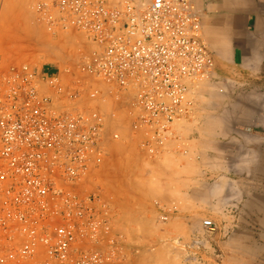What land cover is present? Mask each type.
I'll list each match as a JSON object with an SVG mask.
<instances>
[{
    "label": "built area",
    "instance_id": "1",
    "mask_svg": "<svg viewBox=\"0 0 264 264\" xmlns=\"http://www.w3.org/2000/svg\"><path fill=\"white\" fill-rule=\"evenodd\" d=\"M32 8L51 34L80 32L93 45L75 66L80 74L132 94V126L150 158L191 112L193 86L215 76L193 0H39ZM89 97L99 100L100 90ZM82 98L80 84L60 70L12 63L0 80V264L117 257L110 204L85 194L83 184L105 162L109 136L120 135H109L98 109L79 107ZM202 225L225 231L211 219Z\"/></svg>",
    "mask_w": 264,
    "mask_h": 264
},
{
    "label": "rangeland",
    "instance_id": "2",
    "mask_svg": "<svg viewBox=\"0 0 264 264\" xmlns=\"http://www.w3.org/2000/svg\"><path fill=\"white\" fill-rule=\"evenodd\" d=\"M36 1L0 0V80L12 63L60 70L70 85L80 84L79 107L98 109L109 135H120L109 136L105 162L83 184L85 194L107 200L113 213L118 251L109 264H205L221 255L216 239L228 240L237 226H264V110L261 121L257 114L248 124L238 105L255 98L264 106V61L239 69L233 54H215L214 78L193 86L191 112L175 123L168 147L150 158L132 126V94L80 74L75 66L93 45L80 32H48L32 8ZM212 1L193 0L199 12L202 2ZM92 88L100 90L99 100L90 99ZM218 181L223 190H216ZM164 210L174 211L166 221ZM206 218L230 234H210Z\"/></svg>",
    "mask_w": 264,
    "mask_h": 264
},
{
    "label": "crops",
    "instance_id": "3",
    "mask_svg": "<svg viewBox=\"0 0 264 264\" xmlns=\"http://www.w3.org/2000/svg\"><path fill=\"white\" fill-rule=\"evenodd\" d=\"M201 5L203 32L214 53H231L239 69H256L264 61V0ZM215 245L221 255L208 257L205 264H264V226H237L228 240L216 239Z\"/></svg>",
    "mask_w": 264,
    "mask_h": 264
},
{
    "label": "bare ground",
    "instance_id": "4",
    "mask_svg": "<svg viewBox=\"0 0 264 264\" xmlns=\"http://www.w3.org/2000/svg\"><path fill=\"white\" fill-rule=\"evenodd\" d=\"M90 50V49H89ZM88 50V51H89ZM257 55V54H256ZM254 56H255V53H254V55H253V58H254ZM80 57V56H79ZM257 56H255V58H256ZM243 98V97H242ZM246 99L248 98V97H245ZM254 98V97H253ZM250 99H251V97H250ZM255 99V98H254ZM254 99H251V100H254ZM240 100V99H239ZM249 101V100H245L244 102H242L241 100L240 101H238V105H239V107H240V109L243 111V113H244V115H246V119H248V124H249V122H250V120H249V117L250 116H252L251 118H254L257 114H258V112H262L263 110H264V106H259V104L258 103H256V102H254V101ZM263 102H264V100H263ZM263 105V104H262ZM234 108H235V106H234ZM239 110V109H238ZM240 111V110H239ZM241 111V112H242ZM264 112V111H263ZM258 116H260V113L258 114ZM263 116V115H262ZM262 116H260V120L258 119V121H261V119H262ZM231 117V116H230ZM233 117V116H232ZM231 117V118H232ZM250 118V119H251ZM258 118V117H257ZM257 118L255 119L256 120V122L258 123V121H257ZM263 118H264V116H263ZM236 120H237V117L235 118ZM234 119V120H235ZM230 120V119H229ZM233 120V121H234ZM240 120H241V118H240ZM253 120V119H252ZM251 120V121H252ZM243 121V120H242ZM235 122V121H234ZM238 122V121H237ZM263 122V121H262ZM233 123V122H232ZM242 123V122H241ZM259 123H261V122H259ZM247 124V123H246ZM229 125V124H228ZM230 125H232L231 123H230ZM264 125V124H263ZM233 128V127H232ZM236 131V130H235ZM239 132V130L237 131V133ZM240 133V132H239ZM241 134H242V132H241ZM244 134V133H243ZM242 134V135H243ZM250 135V134H249ZM248 136V135H247ZM252 137H253V135H251ZM251 136H250V138H251ZM244 138V137H243ZM249 138V137H248ZM250 138L248 139V140H250ZM264 139V138H263ZM254 140V139H253ZM256 140V139H255ZM206 147V146H205ZM211 148V147H210ZM209 149V148H208ZM247 151V150H246ZM236 152H238V151H236ZM232 153H234V152H232ZM253 153H256V152H253ZM246 155V154H245ZM256 155V154H255ZM204 156V155H203ZM231 156V155H230ZM237 156V155H236ZM232 157V156H231ZM239 157V156H238ZM244 157V156H243ZM233 158H234V156H233ZM245 158V157H244ZM251 158V157H250ZM208 159V158H207ZM247 159V158H246ZM211 160V159H210ZM209 160V161H210ZM242 160V159H241ZM205 161H206V159H205ZM204 161V162H205ZM208 161V160H207ZM206 161V162H207ZM238 161V160H237ZM236 161V162H237ZM250 162V161H249ZM180 163V162H179ZM255 163V162H254ZM204 164V163H203ZM224 164V163H223ZM103 165V164H102ZM194 165V163L192 164V166ZM207 165V164H206ZM208 165H210V164H208ZM230 165V164H229ZM234 165H235V163H234ZM211 166V165H210ZM233 166V165H232ZM194 167V166H193ZM195 167H196V165H195ZM194 167V168H195ZM214 168V167H213ZM228 168V167H227ZM224 169V168H223ZM223 169H221V170H223ZM94 171V170H93ZM202 172V171H201ZM226 172H228V171H226ZM255 172V171H254ZM92 173V172H91ZM257 174V173H256ZM90 176V175H89ZM88 176V177H89ZM218 178V177H217ZM218 179H220V178H218ZM217 179V180H218ZM224 180H226L225 179V177L223 178ZM220 180H222V179H220ZM86 182V181H85ZM215 182V181H214ZM220 182V183H219ZM222 182H224V181H222ZM218 185L216 186V190L217 191H219V190H221L220 188H222V190H223V187H221V185L223 186V183L221 184V181H218ZM230 183V182H229ZM202 184H203V182H202ZM207 184H209V183H205V186H203V187H207V189L209 188H213V184H211V185H209V186H207ZM215 184V183H214ZM204 185V184H203ZM215 186H214V188H215ZM211 188V189H212ZM206 189V190H207ZM229 189V188H228ZM212 190H210V192H211ZM237 191V190H236ZM213 192V191H212ZM221 192V191H220ZM264 192V191H263ZM234 193V192H233ZM217 194H218V192H217ZM217 194H216V196H217ZM221 194H222V192H221ZM215 195V194H214ZM203 196H201V198H202ZM207 198V197H206ZM209 198V197H208ZM212 198V197H211ZM205 199V198H204ZM207 200V199H206ZM210 200V199H209ZM218 200H220L219 198H218ZM211 201V200H210ZM216 202V201H215ZM209 203V202H208ZM217 205V204H216ZM249 207V206H248ZM251 209H252V207H251ZM225 215V214H224ZM201 216V215H200ZM264 216V215H263ZM194 217V216H193ZM196 218V217H195ZM198 218V217H197ZM227 218V217H226ZM199 219V218H198ZM207 219V218H206ZM205 220V219H204ZM195 222V221H194ZM246 222V221H245ZM261 222V221H260ZM244 223V222H243ZM262 223V222H261ZM258 224V223H257ZM264 225V224H263ZM262 226V225H261ZM202 227V226H201ZM203 231V230H202ZM206 231V230H205ZM204 231V232H205ZM211 234V233H210ZM197 236V235H196ZM199 236V235H198ZM241 236V235H240ZM244 236H246V235H244ZM251 236V235H250ZM234 237V236H233ZM248 237V236H247ZM205 244L206 245H208V243H206L205 242ZM209 247V246H208ZM255 249V248H254ZM246 250V249H245Z\"/></svg>",
    "mask_w": 264,
    "mask_h": 264
},
{
    "label": "trees",
    "instance_id": "5",
    "mask_svg": "<svg viewBox=\"0 0 264 264\" xmlns=\"http://www.w3.org/2000/svg\"><path fill=\"white\" fill-rule=\"evenodd\" d=\"M49 72H51V73H52V70H49Z\"/></svg>",
    "mask_w": 264,
    "mask_h": 264
}]
</instances>
